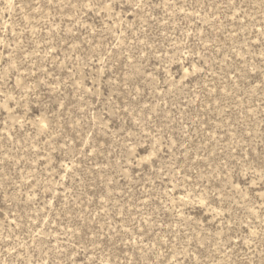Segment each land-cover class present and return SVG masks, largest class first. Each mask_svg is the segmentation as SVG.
Listing matches in <instances>:
<instances>
[{
    "label": "rangeland",
    "instance_id": "rangeland-1",
    "mask_svg": "<svg viewBox=\"0 0 264 264\" xmlns=\"http://www.w3.org/2000/svg\"><path fill=\"white\" fill-rule=\"evenodd\" d=\"M0 264H264V0H0Z\"/></svg>",
    "mask_w": 264,
    "mask_h": 264
}]
</instances>
